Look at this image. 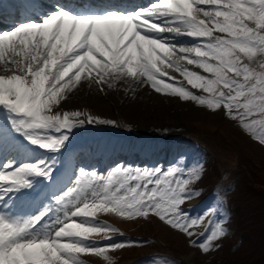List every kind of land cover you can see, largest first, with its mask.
I'll return each mask as SVG.
<instances>
[{"label":"snow or ice","instance_id":"snow-or-ice-1","mask_svg":"<svg viewBox=\"0 0 264 264\" xmlns=\"http://www.w3.org/2000/svg\"><path fill=\"white\" fill-rule=\"evenodd\" d=\"M84 84L101 94L143 86L194 102L264 146V0L57 3L39 16L24 8L0 31V264H114L111 252L147 243L114 239L123 233L105 214L154 216L203 254L218 250L229 234L223 205L193 214L205 168L182 154L167 167L115 162L61 178L75 129L117 123L63 108Z\"/></svg>","mask_w":264,"mask_h":264},{"label":"rangeland","instance_id":"rangeland-1","mask_svg":"<svg viewBox=\"0 0 264 264\" xmlns=\"http://www.w3.org/2000/svg\"><path fill=\"white\" fill-rule=\"evenodd\" d=\"M90 92V91H89ZM88 91H84L81 93H84V100H86L87 95L89 94ZM113 93V92H112ZM151 95V94H150ZM104 98L105 104H102L99 99L100 97ZM100 97H96L97 102L90 101L89 103L90 107H96L97 110H101L103 112L112 113V108L117 107L119 109H122V111L125 112V115L133 119H140L138 118V115L135 114V109L137 108L141 112L149 111L150 115L147 116L149 118V122L151 124V130L152 133H158L162 135L160 131L164 129L165 132H167L165 129L168 130V141H175L177 137L182 133H189L191 131V128H199L205 130L207 133L213 134L214 136H221L231 142L234 146H236L240 151L241 154H243L248 160H249V182L251 183V190H254V192H251V198H253L259 203H261L262 208L264 207V151L257 147V145L253 144L247 137L240 134L228 121H225V119H222L219 113H208L205 109L195 107L189 102L181 101L180 99L176 98H161L158 101L150 102V100L145 96L143 99L137 97L135 95V98L123 96L120 95L119 98H116V96L107 97L106 94L101 95ZM157 98L158 96H152ZM179 101H178V100ZM163 102V104L160 106L159 104ZM95 103V104H92ZM150 105V106H149ZM147 106V107H146ZM150 116V117H149ZM163 118V119H162ZM151 120L153 122H151ZM183 157L188 156L187 164L189 166L195 165L198 161V154L193 151H185L182 153ZM168 166V165H167ZM166 166V167H167ZM237 185L238 188H227L224 189L226 193H233L232 195L234 198H237L236 194H239L241 192L239 186L241 183L240 176H237ZM214 178H217L214 177ZM207 179L204 177L200 183H206ZM238 189V190H237ZM253 193V194H252ZM239 198V197H238ZM240 199V198H239ZM228 207L223 209L225 216L228 219L227 223V229L228 232H230L232 229H236V234L238 237V230L236 225V218L234 217L233 223H231L230 216L233 211V209L230 207L229 204H227ZM154 217V216H150ZM156 218V217H154ZM137 222L131 223L132 225H125L130 230H137L136 232H142L147 234L148 231L150 232H156V229L161 231L164 235L168 236V232L164 231L161 228V224L158 223L156 220L151 219L148 221V219H142ZM155 226H154V224ZM159 224V225H158ZM156 225L160 226L158 228ZM163 226V225H162ZM232 226V228H231ZM130 227V228H129ZM257 226L256 220L253 221L252 228L253 232L250 238V244L245 245L241 249L237 250L235 253L230 254L229 247L232 243H234V234L232 235L233 239H223L219 243L222 245L218 250L212 251L209 254H213L215 258L211 261V259H208L207 256L204 255H198L197 252L193 249L190 250L189 247H187L184 244V241L180 237V235L169 232L173 235H170V239L178 238L177 242H173L172 240H168L164 237L167 247L170 248L171 251H175L182 255L184 258H188L190 263L192 264H205V260H209L207 264H213L215 259L217 257L224 258L226 257V260L222 264H258L255 257L250 253L252 248L254 247L253 244L256 243L258 240V237L260 235L259 231H255ZM116 240H120L119 238H116ZM250 246V250L248 247ZM200 251V250H199ZM201 252V251H200ZM202 253V252H201ZM208 255V254H207ZM149 264H154V260H149ZM261 264H264L261 263Z\"/></svg>","mask_w":264,"mask_h":264},{"label":"bare ground","instance_id":"bare-ground-1","mask_svg":"<svg viewBox=\"0 0 264 264\" xmlns=\"http://www.w3.org/2000/svg\"><path fill=\"white\" fill-rule=\"evenodd\" d=\"M84 91H90L89 92V94L87 95V98H86V100H84V93H81V92H84ZM150 94H154V93H147L146 92V90L145 89H142V90H139V91H137L136 93H135V95L137 96V97H139V98H141V99H143L145 96H147V98L150 100V102H154V101H158L159 99H161L160 97H157V98H155L154 99V97H152V96H154V95H150ZM101 95H103V94H101V93H99L96 89H95V87H92V88H89V86H86V85H84L83 87H81V88H79V90L78 91H76V92H74V94L72 95V97H73V101H72V103H73V107H79V106H88V107H90L89 106V103L91 104V102L90 101H95V102H97V100H96V98H95V96L98 98V97H100ZM120 95H123V96H125V92H117V91H115V92H106V96L107 97H111V96H116V98H119V96ZM105 98V97H104ZM104 98H103V96L102 97H100V99H99V101L102 103V104H105L106 102H105V100H104ZM160 101V100H159ZM92 104H95V103H92ZM163 104V102H161L159 105L161 106ZM150 106V105H149ZM147 107V106H146ZM91 108H96V107H91ZM113 109H116V110H122V109H119V108H117V107H114ZM124 112V111H123ZM125 113V112H124ZM135 114L136 115H138V118H140L139 120L140 121H142L143 123H150L149 122V118H147V116L148 115H150V112L149 111H146V113L145 112H141V111H139L137 108L135 109ZM150 117V116H149ZM134 118V117H133ZM163 119V118H162ZM151 122H153L152 120H151Z\"/></svg>","mask_w":264,"mask_h":264},{"label":"trees","instance_id":"trees-1","mask_svg":"<svg viewBox=\"0 0 264 264\" xmlns=\"http://www.w3.org/2000/svg\"><path fill=\"white\" fill-rule=\"evenodd\" d=\"M247 206V213L249 219L252 221L251 225L253 224V221L256 220L258 227H255V231H259L260 233L258 240L253 244L254 247L250 253L255 257L258 264H261L264 262V207L262 208L261 203L258 201L255 202V200H248ZM248 249L250 250V246Z\"/></svg>","mask_w":264,"mask_h":264}]
</instances>
